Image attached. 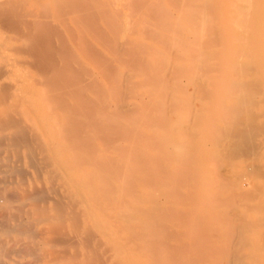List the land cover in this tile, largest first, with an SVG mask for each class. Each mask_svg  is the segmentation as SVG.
Here are the masks:
<instances>
[{
    "label": "bare ground",
    "instance_id": "6f19581e",
    "mask_svg": "<svg viewBox=\"0 0 264 264\" xmlns=\"http://www.w3.org/2000/svg\"><path fill=\"white\" fill-rule=\"evenodd\" d=\"M0 264H264V0H0Z\"/></svg>",
    "mask_w": 264,
    "mask_h": 264
}]
</instances>
